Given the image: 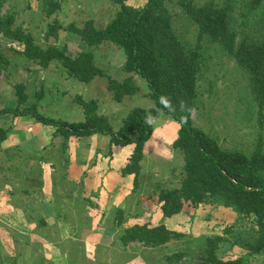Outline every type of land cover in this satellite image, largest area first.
I'll return each mask as SVG.
<instances>
[{
	"label": "trees",
	"instance_id": "1",
	"mask_svg": "<svg viewBox=\"0 0 264 264\" xmlns=\"http://www.w3.org/2000/svg\"><path fill=\"white\" fill-rule=\"evenodd\" d=\"M41 1L45 16L53 17L44 34L45 40L58 39L59 31L64 29L69 41L76 37L77 43L67 42L61 47L55 43L46 46L37 43L31 31L17 23L16 10L4 9L7 0H0V39L23 44L22 51L13 49L23 59L43 68L57 62L68 76L83 83L98 76L106 78L107 89L117 102L143 90L134 79L133 74L137 75L147 81L144 96L153 101V106L134 107L116 130L108 116L99 114L97 99L86 100L77 95L74 100L82 106L85 120L68 122L41 113L36 103L25 104L26 85L18 83L15 86L18 105L1 109L0 115H30L38 122L56 127L54 136L62 137L63 150L69 147L71 137L97 133L110 136V147L132 144L133 151L123 173L134 174V189L140 186L144 147L154 131L153 124L145 123V118L169 115L180 125L172 146L182 153L184 161L179 186L159 190L163 215L178 214L185 204L194 207L215 204L232 210L239 217L223 234L197 238L200 245L196 264H252L251 256L264 253V0H245L238 13L230 0H205L203 4L196 0H145L139 6L128 3L129 0H112L119 9L104 27H98L93 18L81 26L75 22L64 25L57 16L66 0ZM174 9H181L198 26L194 48L188 49L178 36ZM205 36L219 43L249 75L260 128L252 151L223 147L195 122L197 84L205 64L200 48ZM106 43L122 48L126 55L119 68L123 72L120 77L99 64H105L97 52ZM11 63L6 53L0 51V78ZM162 96L170 98L175 111L161 104ZM180 101L185 102L186 109L180 107ZM10 130L11 127L0 128V144ZM247 218L251 221H244ZM186 236L163 223L155 227L132 226L124 231L121 240L125 244L138 240L145 246L157 247ZM230 241L231 246L240 245L246 253L235 258L219 256V250ZM185 253H174L168 259L180 261Z\"/></svg>",
	"mask_w": 264,
	"mask_h": 264
},
{
	"label": "crops",
	"instance_id": "2",
	"mask_svg": "<svg viewBox=\"0 0 264 264\" xmlns=\"http://www.w3.org/2000/svg\"><path fill=\"white\" fill-rule=\"evenodd\" d=\"M68 2H64L61 11L67 9L75 13L71 7L68 9ZM29 5L28 9L35 13L37 9H33L31 3ZM39 6L38 12L44 14L42 1ZM16 12L19 20L22 13ZM71 39L69 41L67 31L61 29L56 44L61 47L67 42L77 43L76 37ZM20 59L23 69L18 64H12L5 77L0 78V110L18 105L15 86L24 83L28 95L25 104L35 103L30 98L29 89L43 92L47 87L51 93L59 95L52 99L54 113L50 115L45 114L43 108L49 104L42 106L41 102H36L41 113L68 122L85 120L82 106L74 99L82 94L86 83L68 76L57 62L43 68L21 55ZM49 69L53 70L52 81L45 85L43 81ZM39 71L45 73L44 78H40L43 73L39 74ZM133 76L139 85L140 79L137 75ZM94 81L95 78L89 83ZM61 82L69 86L64 87ZM70 87L75 91L67 101L65 97ZM99 87L107 94L101 99L90 94V99H97L99 114L108 116L117 130L125 117L118 111V106H123L125 99L132 96L115 104L117 101L107 89V83H99ZM145 92L143 89L139 93L145 97ZM68 104L72 105L75 118L66 119L57 114ZM56 106L59 109H55ZM163 121L167 123L163 124ZM155 122L154 131L144 147L140 186L134 189V174L123 173L133 151L132 144L110 147V136L98 133L71 137L69 147L63 150L62 137L54 136L56 127L38 122L30 115L14 117L10 113L1 114L0 128L11 127V130L0 144V264H123L122 256L130 253L128 249L135 253L129 264H140V254L144 250L158 251L168 261L170 255L184 251L186 239H174L157 247L145 246L138 240L125 244L121 236L135 225L155 227L164 223L170 230L193 238L223 234L212 230L213 223L220 219L213 215L214 210H218L217 214L224 211L232 220L234 212L230 213L223 206L203 203L194 207L185 204L180 213L170 217L163 215L158 193L164 187L179 186L172 184L175 178L172 167L174 160L181 161L180 156L183 155L179 151L173 155L172 149L178 137L179 123L165 114ZM171 130L172 134L175 133L173 137L168 134ZM169 138H172L170 143ZM165 141L171 155L167 164L160 165L158 159L161 152H156L155 146L158 143L163 145ZM177 156L179 159L175 158ZM182 165L177 168L182 169ZM209 206L214 210L205 211ZM237 250L238 247L234 246L227 257L240 256ZM235 251L237 255L234 256ZM253 256L264 260V253Z\"/></svg>",
	"mask_w": 264,
	"mask_h": 264
},
{
	"label": "rangeland",
	"instance_id": "3",
	"mask_svg": "<svg viewBox=\"0 0 264 264\" xmlns=\"http://www.w3.org/2000/svg\"><path fill=\"white\" fill-rule=\"evenodd\" d=\"M31 1V2H30ZM7 0L5 3V10L14 9L20 12L21 17L17 20L18 24L24 25L25 29L31 31L34 37L37 39V43L41 45H48V43L58 42V40H54V38H50L47 42L45 40L44 34L47 31L48 25L51 22L52 18H46L44 14L38 12L41 5V0ZM223 1V0H221ZM220 1V2H221ZM245 0H230L233 5L234 11L238 13L240 11L241 5H243ZM205 0H196V3L203 4ZM32 4L33 9H37V11L32 13L28 9ZM128 3L139 6L143 3V0H129ZM27 4L29 6H27ZM34 5V6H33ZM68 9L71 7L72 10L78 14L75 16V13H72L70 10L65 9L61 11L57 16L64 25H68L71 22L77 23L79 26L84 25V22L90 18L95 19L98 27H104L113 17L114 14L119 9V5L114 3L112 0H69ZM39 7V8H37ZM172 9V6H170ZM27 9V11H26ZM176 10V14H174V27L178 34V36L188 45V49L194 48L198 41V26L193 23L187 16H184L181 12V9ZM30 13H26V12ZM179 12V14L177 13ZM24 15V16H23ZM176 15V16H175ZM2 38V37H1ZM210 38L205 36L202 39V46L200 48L201 53L203 55L204 66L202 67L201 74L198 79L197 84V97H196V108H195V122L198 126L203 128L207 133H209L212 137L216 138L219 143L225 148H238L244 151H252L255 145V141L257 136L259 135L260 128L257 122V114L255 109V102L253 100V94L250 90L249 86V75L248 73L236 62L233 57H230L223 49V47L214 41H211ZM62 43V41H61ZM24 45L18 42H12L6 39H0V51L5 52L6 55L12 60V64L22 65V61L20 59V55L15 52L13 49L22 51ZM190 47V48H189ZM99 52H97L100 57H103V61L105 64L99 63L103 66L110 74L115 77H120L122 75V70L119 69L125 62L126 55L122 48L118 46L106 43L102 44L99 47ZM39 65V64H38ZM34 66V65H33ZM10 67V66H9ZM20 68V67H19ZM23 69V67L21 66ZM61 69L64 68L61 66ZM62 70V71H63ZM61 71V72H62ZM49 74L46 73L47 78L43 81L45 85L50 84L52 81L53 70L49 69ZM43 73L39 71V74ZM7 74V71L1 76V78ZM40 77V76H39ZM45 77V73L42 74L41 79ZM140 79L139 86L143 89H147V81L139 76ZM76 80V79H75ZM40 82V80H39ZM107 83L106 78L104 77H95V81L91 83H86L85 89L82 88L81 95L87 99H90L91 96H96L98 99H101L107 91L99 87V83ZM63 83L64 87L69 86L66 82ZM39 87L41 84L38 85ZM87 90V91H86ZM75 89L70 87L67 92L68 95L65 97L67 101H70V97L74 94ZM86 91V92H85ZM30 98H34L32 102H41V105L49 104V106H43L45 110V114L50 115L54 113V103L52 99L54 96H58L59 94H55L48 90L47 87H44V91L40 92L36 95L33 89H29ZM44 93V94H43ZM84 93V94H83ZM91 94V96H90ZM63 97H60L62 99ZM136 102H130V101ZM116 102L115 104H117ZM123 106H118V111H121V114H125L126 116L130 110L134 107H143L147 108V106H152L153 101L148 97H143L139 92L132 95V98H126L125 102L122 103ZM55 109H59L56 106ZM40 112L42 110L39 109ZM57 113V111H55ZM44 114V113H43ZM57 114H60L62 118L70 119L75 118L74 113L72 112V105L68 104L64 106V108L59 111ZM175 121V120H174ZM164 122V121H163ZM167 123V121H165ZM165 122L163 124H165ZM176 122V121H175ZM117 124V122L115 123ZM155 125L156 122H155ZM174 125V124H173ZM174 130V128H171ZM168 133L171 137L174 134ZM179 131V130H178ZM264 133V132H263ZM98 134V133H97ZM94 135V134H93ZM169 143L172 141V138L167 139ZM163 145H166L163 143ZM160 143L156 145V152H162L168 146L163 147ZM173 145V144H172ZM157 146L160 148L158 150ZM173 147V146H172ZM173 149V148H172ZM178 150L173 151V155H175ZM181 154V152L179 151ZM169 157V156H168ZM160 155V159H158L160 165H164L168 163L169 158ZM178 158L179 157H175ZM181 161L177 159L174 160L175 165L172 167L174 169L175 178L172 180L173 186L180 184L182 179V169H178L177 167L183 164V157L180 156ZM182 162V163H181ZM214 210L212 208H208L210 211ZM230 210V209H229ZM232 213V210H230ZM218 210H214V216L220 218L216 223H213L212 230L216 232L223 233L224 229L235 223L238 219V215L234 213L232 215V220L228 217L229 214L223 212H219ZM204 213V212H203ZM230 216V215H229ZM244 221H251L250 218L245 219ZM237 233H243L237 232ZM247 233V232H245ZM246 236V234L244 235ZM203 237V236H201ZM229 237H232L229 235ZM199 237H190L187 236L185 241L184 251L185 259L182 258V261H177L176 263H170L164 254H159L158 251L151 250V252L141 253V259H139L140 264H193L197 261V248L200 243L197 241ZM235 236L231 241H234ZM228 242L225 246H223L219 250V256L227 257L229 255L228 251L232 250V243ZM238 241V240H236ZM240 242V241H239ZM240 246V245H239ZM238 247V253L244 254L246 250L243 247ZM244 246V245H243ZM245 247V246H244ZM128 249V248H126ZM242 249V252L241 250ZM130 253H126V255L122 256L123 264H129L132 260L131 257L134 258L135 253L132 250L128 249ZM226 252V255L224 254ZM237 251L234 252V256L237 255ZM166 255V253H165ZM250 261L252 264H264V260L261 258L251 256ZM197 263V262H196Z\"/></svg>",
	"mask_w": 264,
	"mask_h": 264
},
{
	"label": "clouds",
	"instance_id": "4",
	"mask_svg": "<svg viewBox=\"0 0 264 264\" xmlns=\"http://www.w3.org/2000/svg\"><path fill=\"white\" fill-rule=\"evenodd\" d=\"M160 102L169 111H175V107L171 104V101H170L169 97H167V96L160 97ZM180 107L182 109H186L187 108L185 102H183V101H180ZM188 111H191V109H188ZM154 122H155V118L152 117V116H148V117L145 118V123H147L149 125L153 124ZM184 122H186V120ZM160 154L162 156H164L165 158L171 155L170 150L167 149V148L164 149Z\"/></svg>",
	"mask_w": 264,
	"mask_h": 264
}]
</instances>
